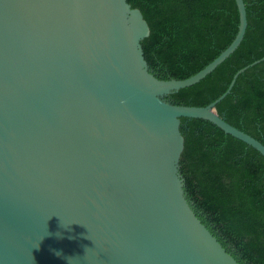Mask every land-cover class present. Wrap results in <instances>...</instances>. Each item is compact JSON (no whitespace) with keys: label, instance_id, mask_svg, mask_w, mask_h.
Segmentation results:
<instances>
[{"label":"water","instance_id":"water-1","mask_svg":"<svg viewBox=\"0 0 264 264\" xmlns=\"http://www.w3.org/2000/svg\"><path fill=\"white\" fill-rule=\"evenodd\" d=\"M234 40L184 79L150 70V26L128 0H0V264H240L185 191L181 118L210 121L264 156L216 106L167 97L212 73Z\"/></svg>","mask_w":264,"mask_h":264},{"label":"trees","instance_id":"trees-1","mask_svg":"<svg viewBox=\"0 0 264 264\" xmlns=\"http://www.w3.org/2000/svg\"><path fill=\"white\" fill-rule=\"evenodd\" d=\"M150 26L142 40L150 70L184 79L203 69L234 40L236 0H128ZM248 27L240 46L198 83L167 98L205 106L223 94L235 73L264 56V0H245ZM234 126L264 143V60L241 73L216 106ZM185 147L180 170L197 216L240 264H264V156L198 118H181Z\"/></svg>","mask_w":264,"mask_h":264}]
</instances>
